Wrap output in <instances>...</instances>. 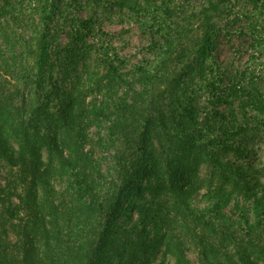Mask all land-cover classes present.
I'll use <instances>...</instances> for the list:
<instances>
[{"label":"rangeland","instance_id":"1","mask_svg":"<svg viewBox=\"0 0 264 264\" xmlns=\"http://www.w3.org/2000/svg\"><path fill=\"white\" fill-rule=\"evenodd\" d=\"M43 1L17 0L16 10L22 20L14 28L19 35L11 34L13 47L8 45L11 48L5 50L7 44L2 45L4 59L8 60L2 64L0 83L13 90L18 88L21 93L27 91L28 104L45 102L48 96L52 109L65 92H80L85 97L80 145L86 157L83 167L76 170L80 178L61 171L58 162L50 176L52 200L59 207L61 226L65 224L61 244L78 248L102 230L117 191L116 155L123 154L131 160L130 147L135 143L128 140L142 129L148 115L169 118L173 108L179 107L176 112L181 114L191 104L202 120L207 111L215 108L206 82L225 75V86L228 78L243 70L264 92V0L256 6L250 0H131L124 5L120 0ZM88 21L94 24L91 29L83 23ZM22 29L27 33H20ZM40 33L47 39L42 58L27 48L28 40L33 37L35 42ZM206 34L212 47L206 51L203 79L190 78L180 85L179 75L198 54ZM22 51L25 53L20 55ZM46 54L50 55L49 61H44ZM109 62L118 75L108 76ZM219 109L226 112L224 106ZM258 133L252 144L235 139L233 146H240L242 154L240 151V156H224L223 162L231 160L232 169L264 186V128ZM165 135L160 128L158 138ZM154 147H159L155 139L148 140V157ZM64 151L70 154L68 146ZM43 156L47 162L45 150ZM222 172L223 168L203 164V182L179 200L180 207L176 206L178 197L171 193L159 198L169 221L159 222L150 232L149 238L157 233L164 240L149 264H207L203 244L217 245L223 264H227L228 257L238 259L244 251L258 264H264V254H260L264 253V205L258 207L255 198L239 190L233 181L222 183L218 177ZM13 175L10 168L0 165V264H24L27 250L37 255L35 262L39 259L38 264H47L42 243H36L35 250H31L17 228L25 211L20 208L21 189H15L18 183ZM76 179L86 181L88 195L80 197L72 189ZM142 180V185L148 186V180ZM256 191L264 202V190ZM137 193L130 196L124 213L116 220L125 226L123 229L130 228L138 218L132 206L142 202V197L151 198L146 188L142 197ZM89 205L94 210H87ZM67 216L73 218V223ZM167 234L173 237V244L184 246L183 263H179L178 252L165 254ZM51 242L53 249L60 250L55 240Z\"/></svg>","mask_w":264,"mask_h":264},{"label":"trees","instance_id":"2","mask_svg":"<svg viewBox=\"0 0 264 264\" xmlns=\"http://www.w3.org/2000/svg\"><path fill=\"white\" fill-rule=\"evenodd\" d=\"M50 1L44 0L43 3ZM250 1L254 6L260 2ZM16 3L17 0H0V71L4 67L2 64L8 60L4 59L2 45L7 44L5 50L11 48L8 45L13 47L11 34L19 35L14 25H19L22 19L16 10ZM120 3L130 4L131 0H120ZM83 23L90 25L89 21ZM93 26L91 24L88 29ZM20 33L27 32L22 29ZM210 39L208 34L204 36L198 54L188 63L189 69L188 66L184 68L178 77L180 85L186 84L190 78L203 79L201 74L207 61L206 51L212 47ZM33 40V37L28 40L27 48H32L35 55L42 58L47 39L40 33L38 39L35 42ZM12 53L16 55V51ZM24 53L22 51L20 55ZM79 55L81 54H78V58L82 59ZM49 59L50 55L46 54L44 61ZM58 60H61V54H58ZM107 68L108 76L114 73L118 75L112 62H109ZM236 73L228 78L225 86L222 85L225 75L220 78L216 76L217 81L214 78L206 82L215 108L207 111L202 120H199L197 109L189 104L181 114L176 112L179 107L170 110L169 118L160 114V117L148 115L142 129L132 133L133 138L127 137L131 139L128 140L130 143H135L130 147L133 154L131 160L123 154L116 155L117 191L111 198L102 230L92 241L81 242L85 246L78 248L61 244V228L64 229L65 224L61 226L59 207L52 200L50 176L56 168L55 162H58L61 171L80 178L76 170L80 165L83 167L86 157L80 145L85 121V97L80 92H65L58 106L52 109L48 104V96H45V102L28 104L27 91L22 90L21 93L18 88L13 90L0 83V165L10 168L12 175L16 173V176L13 175L14 181L18 183L15 189H21L18 199L20 208L25 211V218L17 228L26 238L30 249L35 250V244L42 243L43 260H47V264H149L159 250L161 239L164 240L157 233L149 238L150 232L157 228L159 222L163 224L169 221L163 215L159 198L163 199L171 193L178 197L176 206L180 207L179 200L188 197L203 182L200 177L203 164H209L214 169L223 168L218 176L222 179L221 182L233 181L239 190L250 194L258 207H262L264 202L258 197L256 190H264V186L256 179L252 180V184V181L247 180L246 174L232 169L231 160L223 162L224 156H240V146H233L235 139L240 138L242 143L252 144L251 141L259 137L258 131L264 128V92L261 86L246 70ZM220 106H224L226 112L219 109ZM160 128L166 131L162 138H158ZM150 139H155L159 147H154L151 157H148L145 146ZM65 146L69 148V155L64 151ZM44 150L47 152V162L43 160ZM142 178L148 180V186L142 185ZM87 188L86 181L79 179L72 184V189L80 197L89 194ZM145 188L150 199L142 197ZM136 191L138 197H142V202H136L132 206L138 218L131 222L130 228L123 229L125 226L118 225L116 220L124 213L126 202ZM91 208L93 209L89 205L87 210ZM46 215L49 217V226L46 225ZM67 218L73 223V218ZM172 238L171 235H166L169 243L165 245V254L178 252L179 263H183L184 246L181 243L173 244ZM54 240L60 250L53 249L51 241ZM203 250L207 264H223L217 245L203 244ZM32 255L35 254L27 250L24 264L39 263V259L35 262L37 255L31 263ZM238 255V259L228 257L227 264H258L245 251Z\"/></svg>","mask_w":264,"mask_h":264}]
</instances>
